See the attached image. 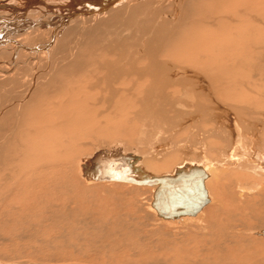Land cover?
<instances>
[{"label": "rangeland", "instance_id": "1", "mask_svg": "<svg viewBox=\"0 0 264 264\" xmlns=\"http://www.w3.org/2000/svg\"><path fill=\"white\" fill-rule=\"evenodd\" d=\"M182 1H176L180 3L175 6L177 23L170 27V31L159 32V35L156 33V37L147 36L144 32L150 23L154 24L157 20L155 15L140 23L138 20L130 22L131 24H127V28L130 27L127 33L122 28L126 25V20L120 19L122 25L115 24L110 18L94 21V24L87 23L92 31L87 28L88 25L83 26L84 31L74 35L72 41L66 39L69 41H66L68 45L64 40L61 41L64 46L59 47L60 50L49 51V56L41 54L34 58V63L30 61L25 65L16 63L11 72L12 79L14 78L12 81L5 78V81L2 80L3 76L0 75V264H264V237L245 233L250 230L261 232L264 229V174L255 173L250 166L239 167V163H236L235 167H228L223 174L220 172L221 168L215 169L220 173L213 170L216 178L209 182L208 190L213 201H216H211L203 210H208L210 206H220L223 212H211L210 214L214 213L212 215L208 213V219L218 222L208 232L202 226L165 224L158 219L150 209L152 192L149 187L115 182L89 183L78 174L77 164L82 159L90 157V160L98 161L116 143L135 152H148L149 154L145 152L141 156L140 161L149 159L150 162L143 161L145 167H157L162 171L160 174L171 171L185 159L196 160L197 156L193 151L194 155L190 151H182L178 145L180 142L188 147L196 145V150L206 143L208 159L221 166L227 161L226 150L233 146L232 134L228 128L230 119L233 118L235 122L242 121L240 123L253 120L258 125L253 135L258 138L257 148L264 151V0ZM173 5L164 2L162 8L170 13L174 10ZM235 9L242 18H245L243 14L250 13L254 17L252 23H239L237 27L232 23L238 22L241 17H234L235 21L233 18L230 22L221 23L218 20L221 17H232ZM210 17L217 18H212V22ZM202 20L208 22L210 27H215H212L215 31L209 36L210 41L199 47L196 53L203 55L204 59L211 58L205 64L209 72L206 76L203 75L204 85L211 90L214 88L213 92H219L224 98L216 102L221 109L220 122H223L220 123L224 134L221 141L211 136L194 138V135H190L213 126L211 118L207 121L201 114L195 118L188 115L180 117V121L186 117L184 121L187 122L177 126L179 131L173 128L176 124H170L174 116L178 115L171 108L167 107L166 111H162L158 107L155 111L159 110L160 115L157 112L155 120L150 118L149 106L142 110L140 104L146 95L143 99L136 94L119 90L122 86L116 76L119 74L117 69L122 71L130 69V66L135 68L132 55L135 53L134 49L139 47L142 49V57L139 59L144 61L147 58L150 60L153 51L158 54L168 46H179L177 50L188 49V46L196 47L190 41ZM97 25L101 28H97ZM231 34L234 36L231 37ZM110 35L113 38L108 37ZM174 37L178 39L175 41ZM76 39L80 40L76 43ZM106 39L108 41L104 42ZM230 41L235 43H229ZM210 50L214 52L210 54ZM186 53L192 54L190 50ZM192 58L193 55L189 58L187 56L186 61L181 63L189 66L188 61H194ZM0 59L3 60V56L0 55ZM75 61L77 64L81 63L75 68L77 76L68 77L65 71L58 70ZM6 66H0V70L8 69ZM109 69L111 72L108 73ZM112 70H116L117 74ZM15 76L27 78L25 84L28 86L33 81V88L36 89L33 90L38 92L33 94L30 103L32 108L29 107V110L23 106L27 101L23 99L27 93L24 90L26 85L20 84ZM79 77L82 78L80 81L75 79ZM46 85L49 87L45 88ZM60 87L68 89L67 92L59 91ZM70 90L73 92L72 96L68 92ZM164 94L163 100L164 97H170L167 92ZM181 95L182 92H177L174 97ZM214 96L216 98L215 94ZM201 101L204 102L202 105H206L205 108L213 111L210 100ZM53 102L59 103L58 106L49 107L48 103ZM33 105L40 107L36 109ZM16 110L20 111L18 115ZM147 112L148 115H145ZM200 119L207 122L201 124ZM155 131L158 136H155ZM192 138L191 143L185 142ZM164 144L172 148L164 147ZM155 149L164 150L156 152L160 155L154 157L152 153ZM89 159L87 162L92 163ZM218 161L220 162L217 163ZM235 186L248 189V193H241L248 195L245 200L241 199L243 203L236 200L235 195L239 192ZM225 214L232 219L226 218ZM227 224L241 226L233 232L228 230Z\"/></svg>", "mask_w": 264, "mask_h": 264}, {"label": "bare ground", "instance_id": "2", "mask_svg": "<svg viewBox=\"0 0 264 264\" xmlns=\"http://www.w3.org/2000/svg\"><path fill=\"white\" fill-rule=\"evenodd\" d=\"M176 1L177 0H175V1L174 0H164V1L163 0H0V55H1V57L3 56V60H1V59L0 60L2 61L1 63H2L3 66L4 65L8 66V69L4 70V68H3V70H0V75L3 76V79L2 78L1 79L4 80V78H5L6 80L10 79L9 81H12L14 78L12 79L13 76L11 75V72L16 67V66L14 67V65L16 63H20V64L22 63L23 65L27 64L30 61H32V63H34L33 61H34V58L36 56H39L41 54H43V55L44 54H48L49 51H51V50H52V52H53V50H57V49L60 50L59 47L62 48V46H64L63 43L61 44V41L64 40L65 43H66V41H68L66 39H70V41H72L71 38H73L74 35L79 34V32L84 31V30H82V29H84L83 26H85V25L87 26L88 25L87 23H90V22H93V24H94V21H99L100 22L102 20H105V19L108 20V18H110V21L113 19L115 24L122 25L123 23L120 24L121 23L120 19H121V21L122 20H126V23L124 22L126 25L123 26L122 28H124L126 31L124 29L123 30L127 33V29L130 28V27L127 28L129 26L127 24H129L130 22L131 23L132 22L135 23V21L138 20L137 22L140 23V22H142V20L146 21L150 17L155 15L158 18H157L156 21H154V24L150 23L151 25L148 26V28L145 29L144 32L146 33V35L152 37V35L155 36L156 33H157V35H159L158 34L159 32L160 33H164L167 30L170 31V29H171L170 27L174 23H177V20H178L177 10L175 9V6L178 4ZM164 2H167V3L169 2V3L174 4L173 5L174 6L173 7L174 8L173 12L171 11L170 13L169 12L166 13L164 11V9L162 8V5H163ZM184 2H185V0H184ZM193 2H196V0L195 1L193 0ZM186 4H187V2H186ZM189 4L191 5V3H189ZM186 11H188V10H186ZM166 14H169V15H166ZM214 14H215V12H214ZM241 16L242 15H240V12L237 11V9H235L234 10V14L232 15V17L231 16L221 17L218 20L221 23H222V21L230 22L231 19L233 20L234 17L239 18ZM243 16L245 18L241 17L242 19L239 18L240 20L238 22L236 21V23H232V24H235L238 27L239 23H242L243 25H246V23H252V18H254V17H251L250 13L247 12L245 15L243 14ZM212 18L215 19L217 17H212ZM212 18H211V20H212ZM213 21L214 20H212V22ZM233 21H235V18H234ZM212 22L210 21V23H212ZM106 24H108V23H106ZM213 24H216V22H214ZM137 25H139V24H137ZM97 26H99L97 28H101L100 25H97ZM240 26H242V25H240ZM92 27H94V26H92ZM212 27H210L208 22H206L205 20L200 21L197 33L195 34L193 39H191V41L189 40L190 42H192V45H195L196 47L190 48V46H188V49H184L183 48L181 50L180 49L177 50V47H179V46H168L167 48H165L163 51H161L158 54L155 51H153V52L151 51L153 53V56L151 54V57H153V58L150 57V60H148V58H147V61H146L145 57H143L145 59V61L139 59V58L142 57V56H140L141 52H142L141 47H139L138 49H134L133 48L135 50V53H134V55H132L133 56L132 58L135 60V61H133V62H135V64H134L135 68L134 67L131 68V66H130V69L125 68L122 71L117 69L118 72H119L118 75H116L117 74L116 70H112V71H115L114 72V73H116L115 75L117 76L118 79H120V82H121L120 86H122V87H120L119 90H121L123 92H126V93H130V94H136V96L140 97V98H142L143 96L145 97V95H146L147 98L145 97V99H144V97H143L144 100L142 102H140V104L142 105V110L144 108L146 109V107L149 106V109H151V111H150L151 113H149L150 118L154 119V116L159 111V110L157 112L155 111L158 107L161 108L162 111H166L167 110L166 108L168 107V108H171L174 111H176L174 113L178 114V115L173 114V115H175L174 116L175 118H174V120H171V123H170V124H172V123L176 124V127H177V126L181 125L182 123L184 124V123L187 122V121L186 122L184 121L185 119H187L186 117L182 118L181 121L179 120L180 117H182L184 115H188V116H190L192 118H195V117H197V115L201 114L202 117H204V119H206L207 121H208V118H211V120L214 123L213 126L209 125L210 129L206 130V129L202 128L204 130L202 132L200 131L201 133H195V134L191 133L190 135H194V138L195 137L198 138L199 136H203L205 138H209V136H211L215 140L217 139L218 141H221L223 139V135L224 134H223L222 128L220 126V123H223V122H220L222 116L220 115L221 112L219 113V111L221 109H219V107H218L216 102H219L220 99L224 100V98H223V96L219 95V92L218 93H216L217 91L213 92L214 88L211 90V89H208V86H205L206 84L204 85V80H203L204 76L203 75L206 76L208 74V72H209L208 71L209 70L208 66H206L205 64L211 58L207 57V58L204 59L203 55L199 56L196 53V51L198 50L199 47L207 44L210 41L209 36L215 31L213 29L215 27H213V28ZM87 28H89V25H88ZM118 29L119 28H116V30H118ZM250 29L251 28H249V30ZM95 30H97V29H95ZM85 31H86V28H85ZM87 31H89V30L87 29ZM108 31H109V28H108ZM171 33H173V32H171ZM179 33H181V32H179ZM118 34H120V33H118ZM174 34H172V36ZM121 35H122V33H121ZM123 36H126V35H123ZM170 36H171V34H170ZM181 36H182V34H181ZM230 36L232 37V36H234V34H231ZM244 36H246V35H244ZM108 37H111V35L108 36ZM78 38H80V36ZM111 38H113V37H111ZM126 38H128V37H126ZM176 38L177 37H174V40ZM247 38H248V36H247ZM169 39H171V38L169 37ZM78 40H80V39H78ZM78 40L76 39V43H77ZM106 41H108V39H106L104 42H106ZM142 41H144V40H142ZM146 41H147V38H146ZM249 42L250 43H252V42L254 43V41H249ZM109 43H110V41H109ZM213 43L214 42H212L211 44L215 45ZM229 43L233 44L235 42L230 41ZM237 43H238V40H237ZM239 43H241V42H239ZM127 44H128V41H127ZM112 45H113V42H112ZM248 45L249 44H247V46ZM141 46H143V45H141ZM223 46H225V45L223 44ZM73 47L74 46H72V48ZM69 48L70 47H68V49ZM189 50H190V53H192V54L186 53L187 54L186 55L185 52L189 51ZM108 51H110V50H108ZM216 51H218V50H216ZM52 52H50V54ZM88 52H90V51H88ZM213 52H214L213 50L209 51L210 54H212ZM81 53H82V51H81ZM5 55H7V56L5 57ZM155 55L157 56V58H156ZM192 55H193L192 59L194 61L193 62L192 61H188L189 64H190L189 66H187L186 64H183L186 61V57L188 56V58H189V57H192ZM47 56H49V54ZM37 58H39V57H37ZM45 59L47 60V58H45ZM48 59H50V58H48ZM181 62H183V63H181ZM32 63H30V64H32ZM60 63L61 62H59V64ZM80 64H77L76 61L75 62H71L68 65H66V67L61 66L62 69H58V70H60L61 72L65 71L67 76L68 75H73L75 77V76H77V74H75V73H78V72H76L75 68L78 65L80 66ZM105 64H107V63H105ZM105 64H104V67H105ZM128 64H130V62ZM178 64H180V66H178ZM2 65H0V66H2ZM62 65H63V62H62ZM107 65L109 66V64H107ZM123 65H120V66H122V68H124L125 66L123 67ZM139 66H142V67H139ZM53 67H55V66H53ZM26 68L29 69V67H25V69ZM30 68H33V67H30ZM109 68H113V67H109ZM113 69H115V68H113ZM55 70H57V67L55 68ZM104 70H106V69H104ZM109 71H110V69L108 70V73H109ZM52 72H54V71H52ZM90 72H93V71H90ZM13 74H14V72H13ZM52 75H54V74H52ZM35 76H37V74H35ZM50 76L51 75H49V77ZM67 76L65 78H67ZM81 77L75 78V79H78V81H80L82 79ZM108 77H110V76H108ZM26 79L27 78L23 79V76H21V78H17L16 80L17 81L19 80L20 84H22L24 86V85H26L25 84V82H26L25 80ZM73 79L74 78L72 77V80ZM2 80H1V83L3 82ZM104 81H106V79ZM72 82H70V83H72ZM4 83H7V81L4 82ZM50 83H49V85H50ZM49 85H46L44 87L47 88V86L49 87ZM33 86H34V83L32 81L31 84H29V86L26 85L25 86L26 89H24L27 93L24 95L23 99H26L27 101H26V103L23 106H24L25 109H28V110H29V107L32 106V104H30V103L32 102L33 94L34 93H38V92H35L36 89H35V87L33 88ZM196 87H197V89H196ZM33 89H35V90H33ZM58 89L59 88L56 89V92H57ZM60 90L67 92L68 89L64 90L63 87H60L59 91ZM169 90H171V91H169ZM188 90H190L192 93L189 92ZM68 92H69V94H71V96L73 95V92L71 90L68 91ZM164 92H167L170 95V97H164V100H163V96L165 95ZM177 92H180V93L182 92V95L179 96L178 98H175L174 94L176 95ZM194 93H196L197 97L195 96ZM214 94L216 95V98H215ZM61 95H63V94H61ZM61 95H59V96H61ZM127 95H129V94H127ZM129 96H131V95H129ZM136 96H135V98H136ZM135 98H132V99H135ZM140 98H136V99H140ZM205 99L210 100L212 102L213 111H210L208 108H205L204 106H206V105H202L204 102L201 101V100H205ZM178 100H180V101H178ZM48 104H49V107L51 105L52 108H55L56 106H58L59 103L55 104V102H53V103H48ZM18 107H19V105H18ZM34 107H37L36 109H38L40 106L38 107V106L35 105ZM168 110H170V109H168ZM19 112L17 111V115H18ZM171 112H172V110L170 111V113ZM208 112H209V114H208ZM146 114L148 115V112L145 113V115ZM158 115H160L159 112H158ZM142 116H144V115H142ZM151 116H153V117H151ZM148 117H145V118L150 120ZM156 117H158V116H156ZM138 118H139V116H138ZM138 118H137V120H139ZM141 118H143V117H141ZM157 119L159 120V118H156V120ZM233 119L232 120L230 119L231 122L228 124V128H230V134H232L231 137H232L233 146L232 147H228L226 152L224 151L225 155H226L225 159L227 161L223 162L221 164V166H219L218 164H215L214 162H212L214 160L211 161L210 159H208L209 155L207 153L208 147H207L206 143L201 144L202 146H200L196 150V145L195 146L191 145L190 147H188V146H185V145H181V142L180 143L178 142L179 143L178 145L180 146V148L182 149L183 152L186 153V152L190 151L192 153V151H193V153L195 154V156H197V158H195L196 160H194V159H192V160L191 159H185V160L181 161L179 164L177 163V165L174 166L171 171L166 172V173H162V174H160L162 171L161 170L159 171V169H157V167L155 169L152 168V166L150 165L151 163L148 164L150 166L147 165L148 168L145 167V165L143 164V161L148 162L149 159L147 161V160H145L146 159L145 158L142 162L140 161V160H142L141 156H144L145 155L144 153L146 151L143 152V153H139L138 151L135 152L133 150L128 149L127 147L126 148H120L122 146L120 143H116L114 145H111V147H109L108 153L106 155H101L100 157L97 155V158L99 157V159H100L101 157H103V158H107V159H116L119 156L130 158V166H131V169H132L131 173H130V176L136 181H141V180H144V179L149 180L151 178H160V177H174L175 174L180 172V171L188 173L194 167L201 168L206 174V178L203 181V185H204V189L206 191V196H207V199H208V202H207L206 205H208L211 201L214 200V198H212L211 195L209 194V190H208V188H210L209 182L212 181L214 178H216V174H214L213 170L215 171V169H218V168L220 169L221 168L220 172L223 174V173L227 172L228 167H230V168L232 166L235 167L239 163L238 164L239 167H240V165L245 166V168L250 166V168L255 173L264 174V151H260V149L257 148V146H256L257 140L256 139H258V138L253 135V131H254V129H256L255 127L258 126V125L256 123L252 122L253 120L252 121H247V122L244 121L245 124H243L244 122L240 123L242 121H237V120L235 122V120L233 121ZM176 120H177V122H176ZM159 121H161V119ZM159 121H155V122H159ZM200 121H202L201 124H204V123L207 122V121H204L203 119H200ZM138 123H139V121H138ZM209 123H210V119H209ZM152 124H151V126H152ZM156 124H155V126H156ZM176 127H173L175 129V131L176 130L179 131V127H177V128ZM154 128H156V127H154ZM175 131L174 132L172 131V132L175 133ZM155 133H156V131H155ZM179 133H178V135H179ZM170 134H172V133H170ZM219 134H220V136H219ZM244 135H246L245 139H243ZM155 136H158L157 133L155 134ZM149 138H151V137H149ZM194 138H192V139H190L188 141H185V142L186 143H191ZM163 146L166 147L167 145L165 146V144H164ZM182 146H184V147H182ZM176 147H178V146H176ZM192 147H194V150H193ZM168 148H172V147H168ZM121 149H123V150H121ZM162 150H164V149H162ZM162 150L161 151H156V149H155V152H153L152 155L154 157H156L157 155H160L159 153L156 154V152H162ZM140 151H141V149H140ZM150 151H151V149H150ZM165 151H167L166 148H165ZM102 153H103V151H102ZM146 153L149 154L148 152H146ZM150 154H151V152H150ZM246 155H248L247 158L245 157ZM89 158L87 157L85 159H82V161L79 164H77L78 165V174H79L80 178H82L84 181L89 182V183H92V182L95 183L96 180H93L91 178L90 174H91L92 170L98 172L99 168L101 167V165L103 163L99 162L98 159H97L98 161H95V160L93 161V160H90ZM87 159L92 161V163L87 162L88 161ZM246 159H247V161H246ZM219 162L220 161H218L217 163H219ZM152 165H154V164H152ZM245 168L243 169V167H242L243 170H246ZM223 170H226V171L223 172ZM248 170H249V168H248ZM215 172L216 173H220L218 170L215 171ZM228 173H230V172L228 171ZM32 175H34V174H32ZM98 182H115V183L135 185V186H138V187H149V188H151V192H152L151 193L152 200L150 202V209L152 210L151 212H153V214L158 219L163 220L165 224L166 223H175L176 225L182 224L183 226H185V225L202 226V227H204L203 230L206 229L205 231H207V230L209 231V230H211L213 225L218 223V222L215 221L216 223H214L210 219H208V213L209 214L211 212L218 213V212L222 211V208L220 206L217 207V208L210 206V208H208V210H203L204 207L206 206V205H204L201 208V210L197 214H195L194 216H183V217L176 218V219H165L163 217H160L157 214L156 210L152 207L153 196H154V192H155V190L157 188V185H153V186H150V185H136V184H133V183L118 182V181H98ZM208 185H209V187H208ZM236 188H237V190L239 192V193H237V195H235L236 196V200L237 201L240 200L242 202V200H245L248 195L245 196V195H242L241 193L243 191L246 193L248 189L245 188V187H244L245 189H243L240 186L236 187ZM215 201H216V199H215ZM215 201H213V202H215ZM238 206H236V207H238ZM212 214H214V213H212ZM212 214H210V215H212ZM225 215H226V218L228 217L229 220L232 219L230 215H228V214H225ZM232 217H234V216H232ZM217 221H218V219H217ZM222 223H224V222H222ZM220 226H221V224H220ZM239 226H241V225L230 226V225L227 224L226 227L228 228V230L230 229L229 231H233L234 232V231H236L234 229H237ZM225 228H224V231H225ZM262 230L264 231V229H262ZM263 231H261V232L256 231L255 232V230H253V231L250 230V231H246L245 233H248L250 235H252V233H253L257 237H264ZM234 236H235V234H234Z\"/></svg>", "mask_w": 264, "mask_h": 264}, {"label": "water", "instance_id": "3", "mask_svg": "<svg viewBox=\"0 0 264 264\" xmlns=\"http://www.w3.org/2000/svg\"><path fill=\"white\" fill-rule=\"evenodd\" d=\"M99 162L103 164L98 172L92 170L90 174L93 180L157 185L152 207L160 217L165 219L194 216L208 202L203 185L206 174L201 168L194 167L188 173L180 171L174 177L136 181L130 176L132 170L130 158L119 156L116 159H107L101 157Z\"/></svg>", "mask_w": 264, "mask_h": 264}, {"label": "crops", "instance_id": "4", "mask_svg": "<svg viewBox=\"0 0 264 264\" xmlns=\"http://www.w3.org/2000/svg\"><path fill=\"white\" fill-rule=\"evenodd\" d=\"M120 148H123V146H121ZM121 150H123V149H121Z\"/></svg>", "mask_w": 264, "mask_h": 264}]
</instances>
